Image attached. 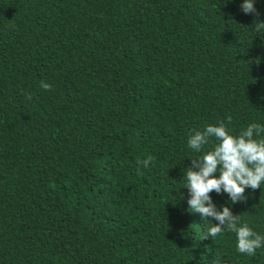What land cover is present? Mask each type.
Returning <instances> with one entry per match:
<instances>
[{
    "label": "trees",
    "instance_id": "obj_1",
    "mask_svg": "<svg viewBox=\"0 0 264 264\" xmlns=\"http://www.w3.org/2000/svg\"><path fill=\"white\" fill-rule=\"evenodd\" d=\"M239 3L0 0V264H264L180 198L190 129L264 124V0Z\"/></svg>",
    "mask_w": 264,
    "mask_h": 264
},
{
    "label": "clouds",
    "instance_id": "obj_2",
    "mask_svg": "<svg viewBox=\"0 0 264 264\" xmlns=\"http://www.w3.org/2000/svg\"><path fill=\"white\" fill-rule=\"evenodd\" d=\"M257 2L240 0L238 10L258 17ZM255 30L264 33V21L257 22ZM40 87L49 90L51 85L41 80ZM230 122L228 116L189 130L186 148L194 155L181 169L180 188L186 192H181L180 198L190 212L198 213L204 221L201 239L230 231L235 235L237 253L252 256L264 248V234L254 231L241 215H234L232 205L247 200L246 189L255 190L264 184V124L250 122L241 131L233 132ZM151 160V156L145 158L143 166L147 167ZM213 194L224 197V202L218 205Z\"/></svg>",
    "mask_w": 264,
    "mask_h": 264
}]
</instances>
